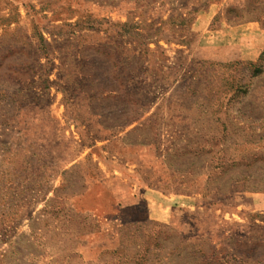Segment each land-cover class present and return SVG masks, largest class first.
<instances>
[{
  "label": "rangeland",
  "instance_id": "obj_1",
  "mask_svg": "<svg viewBox=\"0 0 264 264\" xmlns=\"http://www.w3.org/2000/svg\"><path fill=\"white\" fill-rule=\"evenodd\" d=\"M264 264V0H0V264Z\"/></svg>",
  "mask_w": 264,
  "mask_h": 264
},
{
  "label": "trees",
  "instance_id": "obj_2",
  "mask_svg": "<svg viewBox=\"0 0 264 264\" xmlns=\"http://www.w3.org/2000/svg\"><path fill=\"white\" fill-rule=\"evenodd\" d=\"M239 257L235 254H232L228 257L225 255V259H220L218 257H214L213 253L211 254V261L209 264H238Z\"/></svg>",
  "mask_w": 264,
  "mask_h": 264
}]
</instances>
